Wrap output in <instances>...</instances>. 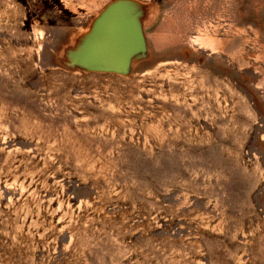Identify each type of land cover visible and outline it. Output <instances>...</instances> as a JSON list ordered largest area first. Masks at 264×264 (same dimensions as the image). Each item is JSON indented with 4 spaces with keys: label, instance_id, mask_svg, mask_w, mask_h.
Returning <instances> with one entry per match:
<instances>
[{
    "label": "rangeland",
    "instance_id": "obj_1",
    "mask_svg": "<svg viewBox=\"0 0 264 264\" xmlns=\"http://www.w3.org/2000/svg\"><path fill=\"white\" fill-rule=\"evenodd\" d=\"M0 264H264V0H0Z\"/></svg>",
    "mask_w": 264,
    "mask_h": 264
}]
</instances>
